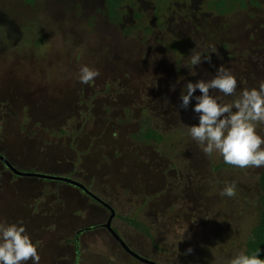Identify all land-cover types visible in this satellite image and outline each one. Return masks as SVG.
I'll return each instance as SVG.
<instances>
[{
    "label": "rangeland",
    "instance_id": "1",
    "mask_svg": "<svg viewBox=\"0 0 264 264\" xmlns=\"http://www.w3.org/2000/svg\"><path fill=\"white\" fill-rule=\"evenodd\" d=\"M193 52L211 61L189 70ZM83 65L100 75L81 83ZM219 65L235 75L236 96L264 80V0H0V154L22 172L81 184L146 260L231 258L257 221L261 167L205 155L186 134L196 101L180 107L183 85ZM256 131L264 138V123ZM12 174L1 162L0 220L25 226L40 264H147L100 226L108 210L79 189ZM232 181L236 195L222 196Z\"/></svg>",
    "mask_w": 264,
    "mask_h": 264
},
{
    "label": "clouds",
    "instance_id": "2",
    "mask_svg": "<svg viewBox=\"0 0 264 264\" xmlns=\"http://www.w3.org/2000/svg\"><path fill=\"white\" fill-rule=\"evenodd\" d=\"M203 59L211 61V56L193 52L189 70L196 68ZM79 81L88 84L100 75L98 69L83 65L78 70ZM196 71H191L195 76ZM179 83V81H177ZM176 85L171 86L175 91ZM237 80L235 75L223 65H219L215 75L208 80L203 78L195 82L187 81L180 92V107L187 109L196 101L193 112L198 116V123L191 125L186 134L198 145H202L205 155L211 157L219 153L224 162L241 168H260L264 166V138L258 135V123H264V80L258 88H245L236 96ZM199 91V95L195 93ZM218 90L226 96H236L232 103L220 102V98L210 94ZM229 198L236 195V182L226 184L221 192ZM260 251L248 254L240 250L231 258L213 253L212 264H264ZM192 249L186 250V254ZM40 264V255L22 223H8L0 220V264Z\"/></svg>",
    "mask_w": 264,
    "mask_h": 264
},
{
    "label": "trees",
    "instance_id": "3",
    "mask_svg": "<svg viewBox=\"0 0 264 264\" xmlns=\"http://www.w3.org/2000/svg\"><path fill=\"white\" fill-rule=\"evenodd\" d=\"M144 124V123H143ZM146 128V132L143 134V138L150 139L156 144L161 141L162 135L155 131L152 128L146 127V124L143 125ZM258 188H259V209L257 212V221L256 223L249 229L248 235L244 240V248L248 254H253L257 250L260 251V258L264 259V166L261 167L259 175H258ZM131 222L133 227L141 228L139 224L134 223L132 220L127 219ZM146 234L148 233L145 230Z\"/></svg>",
    "mask_w": 264,
    "mask_h": 264
},
{
    "label": "water",
    "instance_id": "4",
    "mask_svg": "<svg viewBox=\"0 0 264 264\" xmlns=\"http://www.w3.org/2000/svg\"><path fill=\"white\" fill-rule=\"evenodd\" d=\"M0 160L7 166V168L15 175H25V176H36V177H40V178H44V179H49V180H55V181H62L65 182L69 185L74 186L75 188L79 189L80 191H82L83 193H85L86 195H88L90 198H92L94 201H96L97 203L105 206L108 210H109V216L106 219V221L102 224V226L104 228H106V230L109 232V234L117 241V243H119V245L126 251L128 252L132 257L147 263V264H157L154 263L152 261L146 260L140 256H138L137 254H135L134 252H132L129 248L126 247V245L123 243V241L119 238V236L113 231V229L110 227V218L113 215V210L106 205L103 201H101L99 198L95 197L94 195H92L90 192H88L81 184H79L78 182L71 180L69 178H65V177H55V176H48V175H44V174H39V173H29V172H21L19 170L14 169L12 166H10L8 164V162L2 157L0 156Z\"/></svg>",
    "mask_w": 264,
    "mask_h": 264
},
{
    "label": "flooded vegetation",
    "instance_id": "5",
    "mask_svg": "<svg viewBox=\"0 0 264 264\" xmlns=\"http://www.w3.org/2000/svg\"><path fill=\"white\" fill-rule=\"evenodd\" d=\"M4 153V152H3ZM5 156H9V157H12L11 155H10V153H6V151H5ZM0 156H2L7 162H8V164L10 165V166H12V164H10V162L8 161V159L6 158V157H4L3 155H1L0 154ZM2 162V161H1ZM0 162V163H1ZM6 166V165H5ZM7 167V166H6ZM13 167V166H12ZM14 169H16L15 167H13ZM17 170V169H16ZM20 171V170H19ZM37 171H39V172H36V171H34V172H29V173H39V174H44V175H48V176H54V175H50V174H46V173H41L40 171H42V170H37ZM22 172V171H21ZM12 175H15V174H12ZM15 176H19V175H15ZM25 176V175H24ZM31 177H34V178H36V179H40L41 181H52V182H54L55 180H49V179H44V178H40V177H36V176H31ZM55 177H60V176H55ZM65 178H67V177H65ZM59 182H62V181H59ZM64 183V182H63ZM67 184V183H66ZM87 190V189H86ZM88 191V190H87ZM82 192V191H81ZM89 192V191H88ZM83 193V192H82ZM85 194V193H84ZM86 195V194H85ZM88 196V195H87ZM88 198H90L89 196H88ZM92 199V198H91ZM93 200V199H92ZM96 202V201H95ZM101 205V204H100ZM103 206V205H102ZM104 208H106L105 206H104ZM107 209V208H106ZM108 210V209H107ZM108 216H109V210H108ZM108 216L106 217V219L108 218ZM114 217V211H113V215L111 216V218H110V222L109 223H111V220H112V218ZM106 221V220H105ZM103 224V223H102ZM102 224H100V226H102ZM103 227V226H102ZM110 227H111V225H110ZM91 228H93V226H87V227H82V228H80V229H78V230H76L75 232H74V242H76L77 241V237H78V235L80 234V233H82V231H84V230H89V229H91ZM112 228V227H111ZM115 229H113V231H114ZM115 232V231H114ZM116 233V232H115Z\"/></svg>",
    "mask_w": 264,
    "mask_h": 264
}]
</instances>
